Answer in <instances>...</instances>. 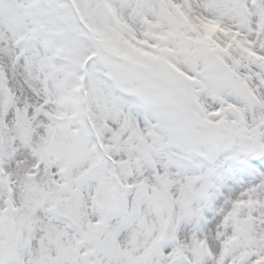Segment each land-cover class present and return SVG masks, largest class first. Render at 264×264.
<instances>
[{"label": "snow or ice", "instance_id": "obj_1", "mask_svg": "<svg viewBox=\"0 0 264 264\" xmlns=\"http://www.w3.org/2000/svg\"><path fill=\"white\" fill-rule=\"evenodd\" d=\"M0 264H264V0H0Z\"/></svg>", "mask_w": 264, "mask_h": 264}]
</instances>
